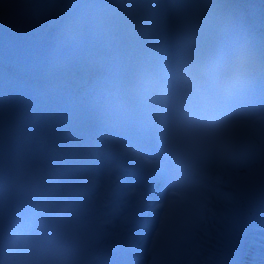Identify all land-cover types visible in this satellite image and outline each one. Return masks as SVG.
I'll list each match as a JSON object with an SVG mask.
<instances>
[{"label": "clouds", "instance_id": "obj_1", "mask_svg": "<svg viewBox=\"0 0 264 264\" xmlns=\"http://www.w3.org/2000/svg\"><path fill=\"white\" fill-rule=\"evenodd\" d=\"M246 59L244 57H241L238 61V68H237V75L234 79L233 84L231 85V87L228 89V91H231L232 88L235 89H242L245 84L247 83V74H246V69H245V64H246ZM231 143V137L225 133L224 135V139L221 142V146L227 150V148L229 147Z\"/></svg>", "mask_w": 264, "mask_h": 264}, {"label": "bare ground", "instance_id": "obj_2", "mask_svg": "<svg viewBox=\"0 0 264 264\" xmlns=\"http://www.w3.org/2000/svg\"><path fill=\"white\" fill-rule=\"evenodd\" d=\"M175 7L183 8L184 5H183L182 2H177L176 5H175ZM173 14H174V13H173ZM110 15H111V14H110ZM110 15H109V16H110ZM117 16H118V14H114V15H113V17H115V18H116ZM175 16H176V18H177V15H175ZM186 33H188V34H193V38H194L196 35L203 36V37H201V40L198 41L197 46H195V52H196V53H198V52L200 51V49L203 51V48H205V49H209V46H210L209 42H208V41H205L206 39H203L204 36H205V32H204L203 26H201V25H200V26H196V25H194L191 29L186 30ZM188 38H189V36H187L186 38H184V44H187ZM200 53H201V51H200Z\"/></svg>", "mask_w": 264, "mask_h": 264}, {"label": "rangeland", "instance_id": "obj_3", "mask_svg": "<svg viewBox=\"0 0 264 264\" xmlns=\"http://www.w3.org/2000/svg\"><path fill=\"white\" fill-rule=\"evenodd\" d=\"M181 1L186 4V6L184 7V12L185 13L188 12L190 10V6H189L188 2L186 0H181ZM182 10H183V8L180 11H182ZM215 14H218V12H215ZM179 20H181V19H179Z\"/></svg>", "mask_w": 264, "mask_h": 264}]
</instances>
